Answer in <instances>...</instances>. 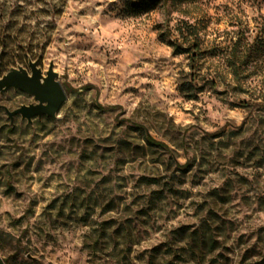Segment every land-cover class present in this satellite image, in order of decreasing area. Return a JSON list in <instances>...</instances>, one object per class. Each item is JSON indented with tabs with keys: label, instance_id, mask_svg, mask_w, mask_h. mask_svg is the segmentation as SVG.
<instances>
[{
	"label": "rangeland",
	"instance_id": "1",
	"mask_svg": "<svg viewBox=\"0 0 264 264\" xmlns=\"http://www.w3.org/2000/svg\"><path fill=\"white\" fill-rule=\"evenodd\" d=\"M134 1H31L0 46L1 75L53 62L67 94L29 122L5 107L33 96L0 92V257L264 264V0ZM202 225L217 248L178 254Z\"/></svg>",
	"mask_w": 264,
	"mask_h": 264
},
{
	"label": "water",
	"instance_id": "2",
	"mask_svg": "<svg viewBox=\"0 0 264 264\" xmlns=\"http://www.w3.org/2000/svg\"><path fill=\"white\" fill-rule=\"evenodd\" d=\"M2 61V51H0V68ZM29 69L21 64L0 74V92H5L10 88L25 91L33 96L34 102L21 104L15 109L5 107L9 117L20 114L22 118H26L32 122L33 117L39 118L43 115L56 117L57 111L67 94L62 83L57 79L58 73L54 70V63L50 62L46 71L38 65V59L29 58ZM0 264H5L0 257Z\"/></svg>",
	"mask_w": 264,
	"mask_h": 264
},
{
	"label": "trees",
	"instance_id": "3",
	"mask_svg": "<svg viewBox=\"0 0 264 264\" xmlns=\"http://www.w3.org/2000/svg\"><path fill=\"white\" fill-rule=\"evenodd\" d=\"M31 1L35 3L42 2L44 5L50 6L54 9L55 13H59L62 10V6L65 4V0H24V4L18 3L15 7L10 9V6L5 2L0 3V46L2 49L9 47L16 41L22 40L21 32L23 31V24L20 26L19 20L20 16L26 17V6L25 4H30ZM147 0H136L134 4H142ZM156 1L153 0V4ZM24 11V12H23ZM174 48L177 52L189 51L190 46L193 44L189 43L188 46L180 44L177 41L173 43ZM199 47L195 44V48ZM3 55V52H2ZM148 143L154 146H159L161 148H167L168 145L163 141H158L152 137L147 138ZM180 236L188 237L186 240V246H181L180 253L182 255L193 256L195 258H202L207 252H211L217 248V241L215 239V234L211 229L206 226H200L199 228L193 229L191 231L186 230V227H180L176 230ZM182 250V253H181ZM167 251H165L166 253ZM177 254V253H175Z\"/></svg>",
	"mask_w": 264,
	"mask_h": 264
},
{
	"label": "flooded vegetation",
	"instance_id": "4",
	"mask_svg": "<svg viewBox=\"0 0 264 264\" xmlns=\"http://www.w3.org/2000/svg\"><path fill=\"white\" fill-rule=\"evenodd\" d=\"M20 64V63H19ZM22 65V64H21ZM28 65H29V62H28ZM38 65H39V63H38Z\"/></svg>",
	"mask_w": 264,
	"mask_h": 264
}]
</instances>
